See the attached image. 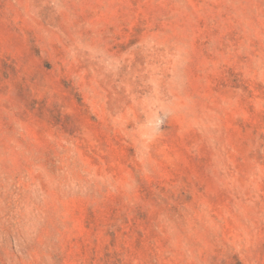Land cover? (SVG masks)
Returning a JSON list of instances; mask_svg holds the SVG:
<instances>
[{
  "label": "rangeland",
  "instance_id": "rangeland-1",
  "mask_svg": "<svg viewBox=\"0 0 264 264\" xmlns=\"http://www.w3.org/2000/svg\"><path fill=\"white\" fill-rule=\"evenodd\" d=\"M0 264H264V0H0Z\"/></svg>",
  "mask_w": 264,
  "mask_h": 264
}]
</instances>
